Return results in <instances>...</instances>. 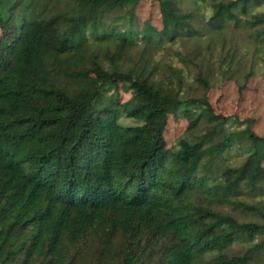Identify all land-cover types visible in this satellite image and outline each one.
Returning <instances> with one entry per match:
<instances>
[{"label":"trees","instance_id":"trees-1","mask_svg":"<svg viewBox=\"0 0 264 264\" xmlns=\"http://www.w3.org/2000/svg\"><path fill=\"white\" fill-rule=\"evenodd\" d=\"M142 1L0 0V264L264 258V223L241 218L264 217V137L206 95L241 45L264 47V0H152L161 28L139 26ZM169 43L190 82L162 74ZM178 112L189 126L169 147Z\"/></svg>","mask_w":264,"mask_h":264},{"label":"rangeland","instance_id":"rangeland-1","mask_svg":"<svg viewBox=\"0 0 264 264\" xmlns=\"http://www.w3.org/2000/svg\"><path fill=\"white\" fill-rule=\"evenodd\" d=\"M137 17L139 26L152 24L158 28L162 27L159 7L155 1L144 0L137 7ZM167 48L162 50L155 59L160 61L162 74H167L171 66L179 72V75L186 81L190 82L187 69L179 62V57L176 55L177 47L171 48L173 44H166ZM236 66L229 69L228 62L224 69H229V73L224 75L217 65L211 80V88L207 91V97L210 105L217 114L230 116L234 120H238L249 126L254 133L260 137H264V47L256 54L257 43H248L241 45ZM255 52V53H254ZM253 69L252 76L249 72ZM162 77V76H161ZM193 83V82H191ZM196 97H203L206 93L197 83L191 86V91ZM120 101L126 102L130 99V94L125 89L121 88L119 93ZM198 111L197 108H194ZM120 123L131 125L134 120L122 113L119 118ZM189 126V119L178 112L169 116L168 127L165 132V137L169 147L184 135ZM245 126V125H244ZM241 151H228L223 156L225 164H239L242 161ZM264 166V162H263ZM264 207V200L262 202ZM264 210V208H262ZM242 219L248 221L264 223V217L259 215L242 216ZM264 237H259L258 241ZM251 245L247 241H239L235 243L230 253H244ZM259 264H264V258Z\"/></svg>","mask_w":264,"mask_h":264}]
</instances>
